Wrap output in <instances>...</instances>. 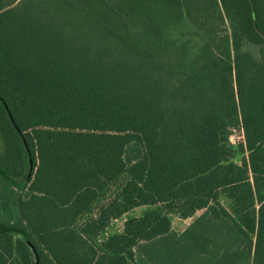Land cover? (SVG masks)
<instances>
[{
  "label": "trees",
  "instance_id": "1",
  "mask_svg": "<svg viewBox=\"0 0 264 264\" xmlns=\"http://www.w3.org/2000/svg\"><path fill=\"white\" fill-rule=\"evenodd\" d=\"M32 248L264 264V0H0V264Z\"/></svg>",
  "mask_w": 264,
  "mask_h": 264
},
{
  "label": "rangeland",
  "instance_id": "2",
  "mask_svg": "<svg viewBox=\"0 0 264 264\" xmlns=\"http://www.w3.org/2000/svg\"><path fill=\"white\" fill-rule=\"evenodd\" d=\"M230 138L235 143L240 141L241 140V132L238 129H234L231 133ZM145 209H146V206L134 208L133 210L123 214L118 219L113 220L109 225L108 232H119V231H121L122 227H123V222L128 216H138ZM199 213H200V211L197 212L195 214V216L198 215ZM195 216H193L191 218L182 219V218H179L178 216H176L174 214H169V218L171 221L172 228L177 230V231L184 229L192 221V219Z\"/></svg>",
  "mask_w": 264,
  "mask_h": 264
},
{
  "label": "water",
  "instance_id": "3",
  "mask_svg": "<svg viewBox=\"0 0 264 264\" xmlns=\"http://www.w3.org/2000/svg\"><path fill=\"white\" fill-rule=\"evenodd\" d=\"M9 115V117H10V119H11V121H12V123H14V121H13V118H12V116H11V114H8ZM15 125V124H14ZM15 127H17V126H15ZM17 129V131H19V129L18 128H16ZM33 249V252H34V254H35V262H34V264H37L38 263V257H37V254H36V252H35V250H34V248H32Z\"/></svg>",
  "mask_w": 264,
  "mask_h": 264
}]
</instances>
